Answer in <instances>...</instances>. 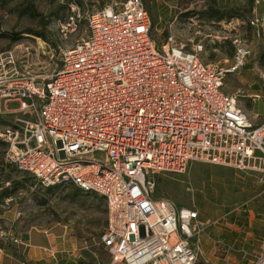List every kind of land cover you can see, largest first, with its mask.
<instances>
[{"label":"built area","instance_id":"1","mask_svg":"<svg viewBox=\"0 0 264 264\" xmlns=\"http://www.w3.org/2000/svg\"><path fill=\"white\" fill-rule=\"evenodd\" d=\"M254 3L257 10L260 0ZM255 12L249 22L259 29L264 13ZM57 30L64 50L50 73L23 72L17 48L0 51L7 159L45 187L103 196L106 264H195L200 212L157 198V175L192 162L264 173V116L255 121L225 90L227 74L250 54L247 45L235 37L227 69L205 62L204 45L193 38L189 51L172 33L159 45L144 0L97 10L72 0ZM14 101L20 106L9 109ZM0 239L19 242L11 230H0ZM5 256L0 244V264Z\"/></svg>","mask_w":264,"mask_h":264},{"label":"rangeland","instance_id":"2","mask_svg":"<svg viewBox=\"0 0 264 264\" xmlns=\"http://www.w3.org/2000/svg\"><path fill=\"white\" fill-rule=\"evenodd\" d=\"M30 1L38 13H20L27 6V0H0V51L17 48L23 72L43 75L61 63L64 45L57 22L66 18L72 0ZM124 1L88 0V4L97 10ZM163 1L144 0L152 18V36L159 45L172 33L189 51L193 48L190 41L193 38L204 45L202 59L223 69L233 65L235 37L247 45L250 54L242 68L227 74L225 90L238 96L240 106L249 115L261 112L264 109V25L255 29L249 21L255 11L264 13V8H260L264 0H260L257 10L254 0H231L226 4L225 0H166L176 6V13L160 25L161 13L153 12L152 3L163 5ZM249 3L254 7L252 12L246 11ZM211 4L224 11L235 10L240 15L220 22L209 19L203 11ZM19 106L18 101L7 105L9 109ZM15 181L19 184L8 200L0 195V215L14 210L20 212V224L27 230L66 226L72 244L83 246L90 255L84 261L86 264L97 261V257L101 262L109 259L100 241L106 227L103 196L74 185L48 189L7 159L6 144L0 140V187H14ZM155 196L169 198L177 206L199 210L204 231L195 264H255L264 258V173L192 162L183 172L158 174ZM0 228L6 229L2 220Z\"/></svg>","mask_w":264,"mask_h":264},{"label":"crops","instance_id":"3","mask_svg":"<svg viewBox=\"0 0 264 264\" xmlns=\"http://www.w3.org/2000/svg\"><path fill=\"white\" fill-rule=\"evenodd\" d=\"M165 1L166 0L163 1V5L157 2L152 3L154 7V9L152 8L153 12L157 11L161 13L159 15L160 25L168 19L172 13H176V6ZM230 1L231 0H225V4ZM260 8H264V3H260ZM180 13H183V11ZM250 116L254 118L255 121H259L264 116V109ZM4 187L7 186L3 185L0 187V190L2 191ZM2 199L8 200L9 198ZM20 216V212L16 210L2 212V215H0L1 220L6 226V229L0 228V230H11L14 236L19 240L18 243H14L12 241L6 242L0 239V244L3 245L7 251V256L3 259L2 264H83L85 263L84 261L87 260V257L90 256L83 246L76 245L75 247L74 244H72L66 226L42 229L32 227V229L27 230L23 229L20 224ZM108 256L109 259L107 261H102L103 264L110 261V255L108 254ZM97 261H99L98 257Z\"/></svg>","mask_w":264,"mask_h":264},{"label":"trees","instance_id":"4","mask_svg":"<svg viewBox=\"0 0 264 264\" xmlns=\"http://www.w3.org/2000/svg\"><path fill=\"white\" fill-rule=\"evenodd\" d=\"M249 3L248 7H247V12L248 11H253V5ZM38 13L37 8L35 7L33 1L27 0V6L25 7V9H23L22 11H20V13ZM203 13H206L207 17L209 19L215 20V21H221L223 19H227L230 20L232 17L236 16V15H240L239 13L235 12V10H223L221 7L219 6H215L214 4L209 5V7H207L206 11H203ZM247 13H244L243 15H246ZM39 34L40 36H43L42 33H36ZM13 181V180H12ZM11 182V181H10ZM18 182L15 181L14 183V187H4L3 190L1 191V195L3 198H9L13 195L14 189L17 188L18 186ZM48 189H51V187H48ZM104 230V229H103Z\"/></svg>","mask_w":264,"mask_h":264}]
</instances>
